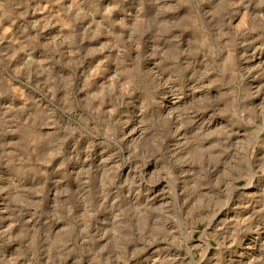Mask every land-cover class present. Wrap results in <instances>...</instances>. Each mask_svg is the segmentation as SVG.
<instances>
[{"label": "rangeland", "instance_id": "1", "mask_svg": "<svg viewBox=\"0 0 264 264\" xmlns=\"http://www.w3.org/2000/svg\"><path fill=\"white\" fill-rule=\"evenodd\" d=\"M257 16H264L261 0H0V120L7 122L0 142L19 144L6 149L17 153L12 160H33L0 159V232L15 219L11 235L35 226L41 237L29 249L31 232L0 236V264H99L110 254L113 264H264V23ZM160 21L171 27L158 30ZM221 30L227 35L218 40ZM136 75L160 85L154 95L166 97L163 106L141 114L140 92L124 95L112 115L115 142L106 141V114ZM125 113L127 126L117 123ZM52 118L80 127L64 141ZM25 121L37 141L27 152L16 130ZM49 141L63 156L36 164L34 151ZM74 151L78 159H68ZM89 168L91 183H78ZM105 172L116 178L105 208L81 219L80 191L91 188L95 207ZM10 178L27 191L18 194ZM66 186L70 195L58 196ZM17 195L42 203L20 216ZM84 221L90 227L82 235ZM113 229L131 237L120 241L127 251L118 262Z\"/></svg>", "mask_w": 264, "mask_h": 264}, {"label": "clouds", "instance_id": "2", "mask_svg": "<svg viewBox=\"0 0 264 264\" xmlns=\"http://www.w3.org/2000/svg\"><path fill=\"white\" fill-rule=\"evenodd\" d=\"M181 2H182V0H181ZM240 2L244 3V0H240ZM261 3L264 4V0H261ZM247 6L248 5H245V7H247ZM112 10L113 9L109 8L108 11L111 12ZM254 19L261 21V23H264V16H257ZM141 23H142V21L139 18H137L136 25H140ZM156 27L159 30V29L170 28L171 25H169L167 21H160L157 23ZM225 35H227V33H224L223 30H221L220 36L217 37V39L218 40L222 39ZM68 39L71 40L72 37H69ZM15 71L17 74H19L21 72V69H16ZM118 75H124V73H118ZM113 79H115V77ZM28 80H29V82L31 81V75L28 76ZM127 82L130 86V90L126 93L122 91L121 95L115 98V105L112 109V112L106 114L108 116V121H107V127L105 128V140L109 141V142H115V136L113 135L115 128L112 124V115L115 113L116 108L123 102L124 95H134L137 91L140 92V95L137 97V100H136V105H137V108L139 109L141 114L144 113L145 111H147L148 108H150V107H153V106L162 107L163 106V100L166 99V97H161V98L157 99L156 96L154 95L155 89L160 87V85H157L155 83V81H153L151 85H147L145 83L144 77L136 75V76H129ZM171 82H172L171 80L167 81L166 85L171 84ZM49 90L53 91V89H51V88ZM107 92L109 94H111V92H112L111 87H109L107 89ZM104 96H105V91L102 90V91L96 93L93 96V99L102 98ZM235 102L236 101L234 100L233 103H235ZM97 111H99V110L97 109ZM234 112H235L238 120H241V121L244 120L245 112L243 110H241L237 107L236 109H234ZM158 115H159L158 112H153L152 118H155ZM124 116H126L128 118L122 119V121H118L117 123H122L124 126H127L131 121V116L129 113H125ZM259 118L264 120V104L261 105V110L259 112ZM28 119L32 120L33 117L29 116ZM48 123L51 126L58 128L59 131L57 133H55V135L59 136L60 132L64 133L63 137L61 138L64 141H66L72 135H75V132L80 127L79 125H73L72 123L62 124L59 121L55 120L54 118L50 119L48 121ZM6 125H7L6 121L0 120V136L4 135L3 130L6 128ZM260 127L264 128V124H261ZM7 130L11 131L10 128H8ZM16 130L21 131L22 133L25 134V143L27 145V148L25 149L26 152H27L28 148H33V146L37 144V141L32 139V135H31L32 129H31V126L28 125L27 121H25L24 124L21 125V127L17 128ZM84 131H87V129L85 128ZM133 131H134V129H133ZM49 135H52V134H49ZM252 146H254V144L249 145V147H252ZM10 147H19V144H4L3 142H0V159L9 158L10 163L19 162L21 164H33L31 154L28 155L27 159H25L24 157H19L18 160H12L11 158L16 157L17 153L6 151V149L10 148ZM92 147H93L92 144L89 143L82 149V151L89 152ZM137 152H139V149H137ZM34 154L36 155V160H35L36 164H48L51 162L52 159H55L56 157H59V156H63L64 153H63L62 147H59V148H56L55 150H53L51 147V141H49V147L47 149H45V151L39 152V153H35V151H34ZM73 156H75L78 159L79 154L74 151L72 156H69L68 159H72ZM261 159L264 160V157H262ZM247 163L250 166V158L247 161ZM64 167H65V162L61 161V163L58 165L57 170H60ZM92 171L93 170L91 168H89L85 171L78 173L77 182L83 183L84 185H89L91 183L90 178H91ZM166 171H167V169H166ZM258 172H264V166L258 165ZM251 174L255 175V173H251ZM41 175L46 176L47 172L42 171ZM243 178H247V177H243ZM10 179H12V178H10ZM115 183H116V178L114 175H112L111 172H105L101 175L100 185H99V189H98L99 195L96 197V200H98V203L95 204V207H93V200L91 199V195H92L91 188L85 187L80 191L78 198L84 204V212L81 214V219H83L84 216H87L89 219L94 218L100 210H103L105 208V205L107 204L108 199L111 195V193L109 192V189L111 187H113L115 185ZM11 186L16 189L18 194L22 191H27V189H22L20 187V185L17 184L14 179H12ZM4 190L5 189H0V191H4ZM70 193H71V189L66 186L63 189H60L58 191L57 195L58 196H60V195L68 196V195H70ZM15 202L17 204L21 205V209L19 212L20 216H23V214H24L23 209L28 208V207H34V206L38 207V204L42 203V202H37V204L34 205L31 201H27L26 199H24L23 197H21L19 195H17ZM118 203H119V196L117 195V199H115L113 201L112 207L115 208L116 204H118ZM64 206H65V210L67 212L68 217H72L73 205L69 201H64ZM53 207L56 209V215L59 216V214H60L59 209H60L61 205L55 204V205H53ZM172 211H173V213H175L174 207H173ZM110 219H111V217H106L105 219L100 220L98 225H97V228L100 229V226L107 224ZM116 219H117V221H119L122 219V216H117ZM17 223H18V220L14 219L13 223L11 225H9L7 229H5L3 232H0V236L7 235L8 240L24 239L26 236V233L31 232V236L28 237V240H27L28 248L33 249V248L37 247L38 242L41 239L40 230L35 226H33L32 229H27L26 226H22L19 234H17L16 236H13L10 233H11V230L17 226ZM89 227H90V225L88 224V222L84 221L83 226L80 228L81 234L83 235L85 233H88ZM101 230L104 232L105 236L109 235V232L106 228L101 229ZM111 235L117 241L116 251L118 254L115 257V260L118 262L121 259H123V256L127 251L126 248L121 245L120 241L129 242L131 240V237L128 235H122L121 232L116 230V229H113V231L111 232ZM157 238L158 237H156V236L153 237L154 240ZM85 239H87L86 236H85ZM100 251L105 252V251H107V248L106 247L101 248ZM99 264H113V259L111 257V254L109 255V257L107 258L106 261H101V262H99Z\"/></svg>", "mask_w": 264, "mask_h": 264}]
</instances>
